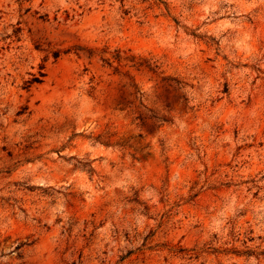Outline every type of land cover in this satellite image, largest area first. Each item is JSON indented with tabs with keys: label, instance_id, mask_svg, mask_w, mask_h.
Wrapping results in <instances>:
<instances>
[{
	"label": "rangeland",
	"instance_id": "rangeland-1",
	"mask_svg": "<svg viewBox=\"0 0 264 264\" xmlns=\"http://www.w3.org/2000/svg\"><path fill=\"white\" fill-rule=\"evenodd\" d=\"M0 264H264V0H0Z\"/></svg>",
	"mask_w": 264,
	"mask_h": 264
}]
</instances>
